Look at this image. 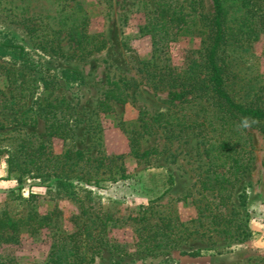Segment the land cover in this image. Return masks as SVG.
<instances>
[{
    "label": "rangeland",
    "instance_id": "obj_1",
    "mask_svg": "<svg viewBox=\"0 0 264 264\" xmlns=\"http://www.w3.org/2000/svg\"><path fill=\"white\" fill-rule=\"evenodd\" d=\"M156 1L0 0V40L11 39L23 46L35 64L32 69L25 68L35 83V93L27 102L28 120L20 122L10 119L11 113L0 112V119L9 118L3 121L6 127L0 128L4 133L0 147L17 145L18 135L33 133L37 141L43 136L50 158L64 160L78 150L82 152L75 158L80 159L77 165L53 170L50 176L27 177L23 183L9 174L7 156H0V211L7 209L14 214L22 205L18 193L24 197L34 194L39 207L57 217L51 228L38 232L25 228L13 239L0 242V264H46L53 246L90 213L107 221L103 235L108 240L91 264H264V123L247 125L243 130L252 147L250 168L229 186L231 196L222 202L203 184L212 173L205 144L196 132L169 133L157 124L141 126V110L155 115L170 108L171 79L199 58L203 37L193 33L195 26L178 35L177 27L169 28L166 40L143 35L140 27ZM198 1L199 12L214 11L212 0ZM223 1L228 31L245 34L238 47L232 43L226 48L227 59L234 60L248 80L264 85V29L251 31L242 25L243 17L256 13V20L264 16V0ZM75 12L78 18H87L89 33L106 39L104 49L68 56L73 42L62 32L60 43L67 54L55 52V29ZM7 51L0 48V62L21 67ZM116 83L123 87L121 97L125 100H111L113 110L104 111L99 104L116 89ZM7 85V78L0 74V88L8 92ZM259 95L264 99V89ZM236 97L242 99L240 93ZM47 101L59 103L54 114L67 124V138L48 139L42 109ZM136 138L142 150H152L150 163L132 153ZM58 177L69 185H57ZM95 177L101 179L100 185L93 183ZM86 189L93 190V201H88ZM217 205L225 213L234 212L230 216L234 224L241 221L246 225L243 234L224 236L212 227L204 232L201 223L209 225L212 218H203L200 209ZM165 211L179 215L198 232L171 251L138 250L135 241L145 222L136 218L146 212L145 217L155 222ZM115 244L128 252L121 253Z\"/></svg>",
    "mask_w": 264,
    "mask_h": 264
},
{
    "label": "trees",
    "instance_id": "obj_2",
    "mask_svg": "<svg viewBox=\"0 0 264 264\" xmlns=\"http://www.w3.org/2000/svg\"><path fill=\"white\" fill-rule=\"evenodd\" d=\"M212 2L214 11L210 14L198 11V5L201 4L198 0H157L154 10L147 13V22L140 27L143 35L152 34V37L160 36L161 40H166L169 38V28L177 27L178 35L184 33V29L188 30L189 27L195 26L193 33L203 37L199 58L177 73L176 78L171 77L173 83L170 84L169 90L170 108L155 115L141 110L139 119L144 128L148 127V124H157L169 133L188 129L196 132L205 144L212 173L206 177L208 180L203 184L222 202L231 196L228 193L229 186L237 183L250 168L249 155L252 147L242 132L247 125L264 123V99L263 95H259L264 85L248 80L242 75V68L238 67L234 60L227 59L226 48L232 43L238 47L245 34L238 36L228 31L224 1ZM255 14L250 18L243 17L242 25L251 31L263 30L264 16L259 15L254 20ZM76 15L75 12L68 17L69 19H63L58 29H55L56 36L53 39L58 43L55 52L67 54L60 43L62 32H66L69 40L73 42V51L68 56H84L104 49L107 46L106 39L101 38L99 34L89 33L85 26L87 18H78ZM192 16L193 25H190ZM1 47L8 49L7 55H13L14 63L19 62L18 65L21 67L14 66L13 63L0 62V74L4 75L8 82V92L0 88V112L11 113L10 119L25 122L29 117L27 102L35 93V83L30 80L25 68L32 69L35 64L25 48L14 44L11 39L0 40ZM122 88L116 83V89L106 94L105 99L99 104L100 108L112 111L111 100L124 101L125 98L121 97L124 94ZM117 90L120 91L119 95H116ZM239 93L242 99L236 97ZM58 105L59 103L53 101H47L42 105L48 139L52 137L65 139L69 136L67 124L62 118H55L54 109ZM6 119L9 118L0 119V128L6 127L3 122ZM3 135L4 133H0V140L4 139L1 138ZM32 135L33 133L20 134L17 145L9 143L0 147V156H7L9 174L19 183H23L27 177L50 176L53 170L79 163L80 159L75 158L81 155V151L78 150L75 155L64 160L59 157L50 158L51 152L46 151L43 136H38L42 139L37 141ZM132 142L134 156L140 161L150 163L152 150H142L137 138ZM95 178L93 183L100 185L101 179ZM56 182L57 185H69L63 177H58ZM86 190L90 194L88 201H93V190ZM11 192L15 193V190ZM17 198H20L22 204L20 211L14 214L7 209L0 211V242L13 239L22 229L38 232L53 227L57 221L52 211L39 207L36 195L24 197L18 193ZM145 213L136 218L145 222L140 227L135 241L137 249L142 252L171 251L187 243L189 238L198 232L195 227L180 220L179 215L171 214L169 211H165L155 222H151L150 217H145ZM199 214L205 219L212 218L209 225L201 223L204 232L212 227L221 235L236 236L238 233L243 234L246 227L241 221L234 224V218H230L234 212L225 213L219 205L213 209L201 208ZM75 224L76 229L63 236L50 250L46 264H91L103 252V247L108 244L106 236L103 235L107 221L99 215L94 217L90 213L84 222ZM113 247L121 253L128 252L123 245L115 244Z\"/></svg>",
    "mask_w": 264,
    "mask_h": 264
}]
</instances>
